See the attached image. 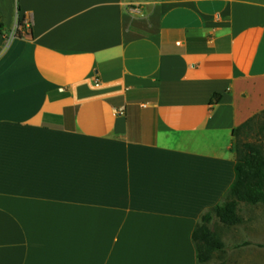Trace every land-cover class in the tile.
<instances>
[{"label": "crops", "instance_id": "0c3cea01", "mask_svg": "<svg viewBox=\"0 0 264 264\" xmlns=\"http://www.w3.org/2000/svg\"><path fill=\"white\" fill-rule=\"evenodd\" d=\"M0 20V264H198L232 132L264 111V0H0Z\"/></svg>", "mask_w": 264, "mask_h": 264}, {"label": "trees", "instance_id": "16d2710c", "mask_svg": "<svg viewBox=\"0 0 264 264\" xmlns=\"http://www.w3.org/2000/svg\"><path fill=\"white\" fill-rule=\"evenodd\" d=\"M0 34H3V23L0 20ZM21 37L20 33L15 34ZM261 113L253 116L233 130L235 136L245 129ZM235 153L234 179L223 199L213 208L203 213L196 224L191 239L195 247L198 264L210 262L216 252L224 249L220 236L210 228L216 218L222 225L232 227L240 224L238 214L240 203L264 205V152L260 145L252 142H233Z\"/></svg>", "mask_w": 264, "mask_h": 264}, {"label": "rangeland", "instance_id": "374dc122", "mask_svg": "<svg viewBox=\"0 0 264 264\" xmlns=\"http://www.w3.org/2000/svg\"><path fill=\"white\" fill-rule=\"evenodd\" d=\"M18 28L17 24L13 29L14 36L19 32ZM234 141L258 144L264 152V113L238 132ZM238 209L240 224L227 227L216 218L210 223L224 249L216 252L206 264H264V205L240 203Z\"/></svg>", "mask_w": 264, "mask_h": 264}, {"label": "built area", "instance_id": "2783aa9c", "mask_svg": "<svg viewBox=\"0 0 264 264\" xmlns=\"http://www.w3.org/2000/svg\"><path fill=\"white\" fill-rule=\"evenodd\" d=\"M17 24H18V21L15 23V27L17 26ZM12 36H14V35L12 34Z\"/></svg>", "mask_w": 264, "mask_h": 264}]
</instances>
